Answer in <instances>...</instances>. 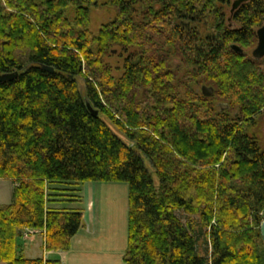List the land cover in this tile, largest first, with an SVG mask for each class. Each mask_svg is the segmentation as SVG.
Wrapping results in <instances>:
<instances>
[{
  "label": "trees",
  "instance_id": "trees-1",
  "mask_svg": "<svg viewBox=\"0 0 264 264\" xmlns=\"http://www.w3.org/2000/svg\"><path fill=\"white\" fill-rule=\"evenodd\" d=\"M98 1L0 0V75L18 73L0 81V179L13 185L0 204V262L61 264L18 255L17 239L41 232L46 251L69 250L83 225L80 185L120 182L125 264H264L254 131L264 57L248 54L264 0L235 10L233 28L230 0H108L116 17L94 35L88 9ZM116 49L126 54L119 78L103 60ZM64 197L77 208L48 207Z\"/></svg>",
  "mask_w": 264,
  "mask_h": 264
},
{
  "label": "crops",
  "instance_id": "crops-1",
  "mask_svg": "<svg viewBox=\"0 0 264 264\" xmlns=\"http://www.w3.org/2000/svg\"><path fill=\"white\" fill-rule=\"evenodd\" d=\"M79 197L83 225L72 237L69 250L46 251L43 234L32 232L17 239L18 255L29 259L58 260L61 264H125L123 255L128 232L127 184L85 182L80 185ZM66 199L59 198L58 202L51 203L48 207L77 208V203H68ZM10 201L11 198L5 204H9ZM0 204L5 205L1 202Z\"/></svg>",
  "mask_w": 264,
  "mask_h": 264
},
{
  "label": "rangeland",
  "instance_id": "rangeland-1",
  "mask_svg": "<svg viewBox=\"0 0 264 264\" xmlns=\"http://www.w3.org/2000/svg\"><path fill=\"white\" fill-rule=\"evenodd\" d=\"M228 8L229 7L224 8L225 19L228 18V23H230V25H233L234 22L230 18L227 12ZM67 15L70 20L73 19L74 17L73 7L68 8ZM88 15H89L88 29L91 31L92 34L95 35L97 34V32L102 26L112 22L115 19L116 10L112 5L108 3V0H100L98 1L97 4H93L89 6ZM198 29L201 35H205L208 32L209 27L203 26L201 24V25H198ZM252 49L248 50V54L250 56H251ZM125 57H126V54L116 49V51L114 52L111 50L108 53V55L104 56L103 58L104 62L111 66L112 74L114 75L115 78H119V76L122 74V67H123V62H124ZM183 74H184V71H181L179 73L178 78H181ZM78 86H79L80 92L84 95L85 94V84L82 78H78ZM201 87L198 88L199 92H201ZM178 92L180 96L183 94L181 89H179ZM217 106L221 108L222 105L218 104ZM101 118L107 123V125L112 129L113 132H115L121 139L125 140L124 135H122L121 132H119L105 117L101 116ZM255 120H256V125L254 127V131L256 133L260 146L264 149V109L258 115H256ZM145 165L149 170H152L147 160H145ZM12 188H13V185L9 179H3V178L0 179V202L1 203L5 204L9 201V198H11ZM179 214L181 217H184L183 214L181 213ZM32 232L33 231H31L30 233ZM28 234H29V231L26 230L25 232H23L22 236L26 237Z\"/></svg>",
  "mask_w": 264,
  "mask_h": 264
},
{
  "label": "water",
  "instance_id": "water-1",
  "mask_svg": "<svg viewBox=\"0 0 264 264\" xmlns=\"http://www.w3.org/2000/svg\"><path fill=\"white\" fill-rule=\"evenodd\" d=\"M249 0H234L232 2V5H231V9H230V12L233 13L235 10H237L242 4L244 3H247ZM256 39H257V42H256V45L255 47L252 49L251 51V57L253 59H256V60H260L264 57V26H261L259 28H257L256 30ZM231 49L237 53H242V49L236 45V44H233L231 45ZM47 71L49 72H53L52 68H45ZM18 76V73L17 72H14V73H10V74H3V75H0V81H10V80H13L14 78H16ZM201 93L202 95H204L205 97H211L214 93V90L212 87L210 86H205L203 85L201 87ZM87 107H88V110L94 115V116H97L98 114V111L97 110H94L89 103H87ZM259 230H260V235H261V239H262V242H263V245H264V218L260 224V227H259Z\"/></svg>",
  "mask_w": 264,
  "mask_h": 264
},
{
  "label": "flooded vegetation",
  "instance_id": "flooded-vegetation-1",
  "mask_svg": "<svg viewBox=\"0 0 264 264\" xmlns=\"http://www.w3.org/2000/svg\"><path fill=\"white\" fill-rule=\"evenodd\" d=\"M234 0H230V4L227 6V7H229L228 8V10H227V12H228V15L230 16V18H231V12H230V9H231V5H232V2H233ZM226 22H227V25H228V27H235V25L233 24V25H230V23H228V18L226 19ZM257 30V29H256ZM256 42H257V40H256Z\"/></svg>",
  "mask_w": 264,
  "mask_h": 264
},
{
  "label": "built area",
  "instance_id": "built-area-1",
  "mask_svg": "<svg viewBox=\"0 0 264 264\" xmlns=\"http://www.w3.org/2000/svg\"><path fill=\"white\" fill-rule=\"evenodd\" d=\"M31 231H29V233H30Z\"/></svg>",
  "mask_w": 264,
  "mask_h": 264
}]
</instances>
